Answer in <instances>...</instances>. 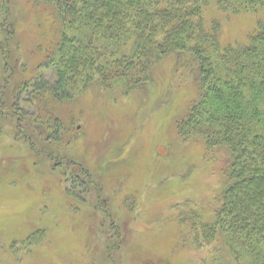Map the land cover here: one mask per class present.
<instances>
[{
    "label": "rangeland",
    "instance_id": "1",
    "mask_svg": "<svg viewBox=\"0 0 264 264\" xmlns=\"http://www.w3.org/2000/svg\"><path fill=\"white\" fill-rule=\"evenodd\" d=\"M37 1L0 0V264H246L216 236L193 240L191 212L211 219L225 164L177 133L191 64L163 57L146 92L93 73L45 98L36 90L56 73L38 63L56 36ZM205 15L222 20L225 43L254 23Z\"/></svg>",
    "mask_w": 264,
    "mask_h": 264
},
{
    "label": "trees",
    "instance_id": "2",
    "mask_svg": "<svg viewBox=\"0 0 264 264\" xmlns=\"http://www.w3.org/2000/svg\"><path fill=\"white\" fill-rule=\"evenodd\" d=\"M37 2L50 8L56 36L38 63L56 73L36 90L45 98L60 101L74 75L89 82L93 73L102 86L146 92L163 57L174 56L176 71L191 64L193 99L177 133L200 139L209 156L220 150L225 164L211 219L191 212L193 240L216 236L235 261L264 264V0ZM212 6L225 19L251 15L253 26L225 43L222 20L205 15Z\"/></svg>",
    "mask_w": 264,
    "mask_h": 264
}]
</instances>
